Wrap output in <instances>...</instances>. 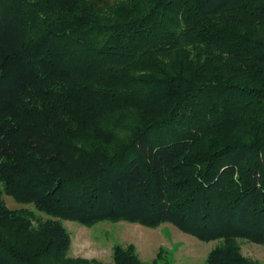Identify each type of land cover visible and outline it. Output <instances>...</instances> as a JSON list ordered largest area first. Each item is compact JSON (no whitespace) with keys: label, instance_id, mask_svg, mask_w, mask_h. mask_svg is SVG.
Listing matches in <instances>:
<instances>
[{"label":"trees","instance_id":"obj_1","mask_svg":"<svg viewBox=\"0 0 264 264\" xmlns=\"http://www.w3.org/2000/svg\"><path fill=\"white\" fill-rule=\"evenodd\" d=\"M62 220L258 264L236 240L264 245V0H0V264H106Z\"/></svg>","mask_w":264,"mask_h":264},{"label":"rangeland","instance_id":"obj_2","mask_svg":"<svg viewBox=\"0 0 264 264\" xmlns=\"http://www.w3.org/2000/svg\"><path fill=\"white\" fill-rule=\"evenodd\" d=\"M3 200L10 210L28 209L37 220L47 219L32 205L17 204L5 195ZM61 223L71 237L69 257L106 264H112L113 248L116 245L123 248L132 246L143 264H151L153 260L160 261L158 255L168 264H205L210 252L221 244V241L202 242L182 233L171 224L148 228L127 222H99L91 227L66 220ZM236 245L243 257L251 262L264 264V245L244 239H237Z\"/></svg>","mask_w":264,"mask_h":264}]
</instances>
